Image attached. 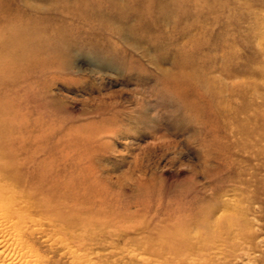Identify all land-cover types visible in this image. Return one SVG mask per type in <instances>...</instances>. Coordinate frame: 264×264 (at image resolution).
I'll return each instance as SVG.
<instances>
[{
    "label": "rangeland",
    "instance_id": "374dc122",
    "mask_svg": "<svg viewBox=\"0 0 264 264\" xmlns=\"http://www.w3.org/2000/svg\"><path fill=\"white\" fill-rule=\"evenodd\" d=\"M0 42L27 184L66 185L80 218L109 221L97 243V227L73 229L80 263L42 225L30 241L46 264H108L144 234L116 227L211 216L248 237L254 262L229 264H264V0H0ZM184 57L205 96L171 84Z\"/></svg>",
    "mask_w": 264,
    "mask_h": 264
},
{
    "label": "bare ground",
    "instance_id": "6f19581e",
    "mask_svg": "<svg viewBox=\"0 0 264 264\" xmlns=\"http://www.w3.org/2000/svg\"><path fill=\"white\" fill-rule=\"evenodd\" d=\"M140 16L143 17L144 13ZM20 60L27 61L23 64L27 65V68H44L53 63L51 60H38L36 57L27 59L22 56ZM181 61L183 63L177 67L176 73L170 80L171 84L189 87L193 90L192 92L203 96L205 92H210V83L205 79L203 70L194 67L189 57H184ZM8 71L10 70L0 72V78L5 73L8 74ZM0 84H2L1 81ZM14 90L9 85L0 86V264H46L42 255L33 250L30 241L42 225L48 228L50 234L47 236L59 244L58 249L73 255L78 263L82 262V259L87 261L82 252H77L76 247H82L83 240L79 239V235L72 233L73 229L85 230L88 225L95 226V229L97 227L96 234H86L90 241L97 243L94 239L106 235L105 230L102 229L107 227L109 221H98L89 217L87 220L80 218L82 212L72 209V205L64 201L67 197L65 191L69 188L65 187L66 185L58 187L54 184L51 188L32 189L31 185L27 184L22 175L25 162L20 161V155L26 152L30 154V152L26 146L21 145L20 139L22 136H29V133L25 135L23 131L21 132L24 128L27 129V125L22 116L21 119L19 117V105H15L14 100L8 95ZM212 217L207 220L204 218L206 222H200V226L188 227L186 230L180 227L182 223L179 220L165 229H158L159 224L151 223V221L140 223L138 226L132 225L126 229L116 227L118 236L126 234L128 228L131 233L143 232L146 235L140 241L143 234L135 243L130 238V243L137 247L127 248L125 256L121 254L116 256L111 252L109 256L101 259L103 260L101 262L106 261L108 264H208L209 262V264H229L233 257L241 255L248 259V262H254V257L250 254L251 246L248 245V237L233 231L230 225L232 222L228 220L230 218L224 219L226 217L217 216L212 219ZM86 236L84 238H87ZM106 240H113V238L108 237ZM200 250L207 255L211 253L214 258L205 256L200 260L192 256ZM236 252L239 253L235 254Z\"/></svg>",
    "mask_w": 264,
    "mask_h": 264
}]
</instances>
